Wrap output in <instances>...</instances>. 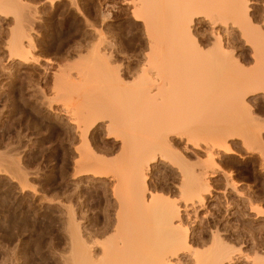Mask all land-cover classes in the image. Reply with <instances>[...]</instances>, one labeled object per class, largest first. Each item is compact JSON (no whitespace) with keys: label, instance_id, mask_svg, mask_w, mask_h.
<instances>
[{"label":"bare ground","instance_id":"6f19581e","mask_svg":"<svg viewBox=\"0 0 264 264\" xmlns=\"http://www.w3.org/2000/svg\"><path fill=\"white\" fill-rule=\"evenodd\" d=\"M25 1L27 0H0V16L7 17L12 14L20 22L23 20L20 12L25 6ZM48 1L54 3L57 0H46ZM71 1L76 3V0ZM130 2L133 5L138 3L139 8L137 6L135 8L138 12H145L136 17L143 18L151 39V51L149 50L150 54L147 55L150 57L147 62L151 67L143 68L146 73L143 70V75L140 74L142 75L140 78L130 83L119 68L113 67L111 70L109 68L110 73L106 74L102 83L105 95L96 99L92 98L93 94L89 89H84L85 86L81 82L71 80L69 72L66 73L68 76L65 71L59 72L53 79L55 88L52 90L55 89L60 94L57 97L71 98L73 101L71 108L74 109H71V112L68 110L71 115L69 114V117L67 115L66 119L70 118V124L75 125L79 133L76 134L85 143L82 146L91 148L88 141L90 130L97 129L99 123L106 122L107 137L109 135L120 139L123 155L120 159L118 157L107 160L105 156H98L100 154L91 151L92 149L86 148L84 151L85 148L81 146L83 143L80 144L81 150H75L79 151V159L75 164L79 165L80 173L91 172L95 178L111 183L112 188H109L112 189V195L118 203V211L115 214V224L111 225L112 220L105 217L102 224L100 223L101 227L95 224L96 226L90 230L83 226L82 222L81 225L78 221L80 218L77 220L76 213H73L74 210L69 209V212L66 210L69 217L66 214L68 219L65 230L71 250L66 263L230 264L229 262L234 259L233 254L237 251L235 246L230 245L232 242L227 243L230 239L222 238V234H216L219 231H212L214 234L211 237L212 241L209 239L210 246L199 248L200 244L195 245L197 243L191 240L190 227L187 228L184 223L182 213L195 208L198 204L200 206L205 204L206 195L211 190L210 178L222 172L226 181L225 189L235 192L240 198L241 205L249 206L250 213L256 214L258 218L264 217V209L259 205L255 206L258 199L256 193L235 182L231 173H227L229 170L224 171L219 163L221 161L225 165L229 164L235 157L241 161L253 158L264 175V120H262L264 113L262 118H258L249 100L258 97L261 92L264 94V28L254 26L250 18L252 9L250 6L255 1ZM20 23L17 22L20 31L17 27L14 28L12 37L4 49L6 48L5 52L9 58L7 61H11L10 63L30 64L35 57L31 56L33 41L31 36L27 35L24 23H21L23 25L21 28ZM235 29H239V33L242 31L244 37H249L248 41L253 36L255 40L252 38L251 41L255 43L254 47L258 42L263 46L260 44H257L260 48L252 46L253 54L249 58L234 54L231 46L234 39L232 32H235ZM256 40L257 43L254 42ZM6 55L3 57H7ZM2 60L4 59L0 62ZM36 60L38 61V58ZM148 69L150 71H147ZM11 73L10 71V75ZM168 107H171L169 111ZM164 108L166 110L161 111ZM153 114H157L159 118L154 119L156 116ZM150 130L152 136L149 135ZM170 134L181 142L184 140L183 149H180L178 140H174L173 143L169 138ZM145 135L151 137L146 139L149 140L148 143L144 139ZM143 139L146 144L143 143ZM193 152L197 159L196 164H193L194 162L191 164L187 156L188 153L193 155ZM0 156H3L2 153ZM158 161L168 162L180 173L181 182L176 186V190L179 187L180 196L179 198L177 196L176 200L169 194L154 192L150 187L148 172L151 164ZM3 168L0 169L1 175L3 171L4 173L7 171ZM224 239L229 241L226 242ZM193 243L199 247H195ZM257 252L253 257H247L248 260L251 259L250 264H264V255Z\"/></svg>","mask_w":264,"mask_h":264},{"label":"rangeland","instance_id":"374dc122","mask_svg":"<svg viewBox=\"0 0 264 264\" xmlns=\"http://www.w3.org/2000/svg\"><path fill=\"white\" fill-rule=\"evenodd\" d=\"M129 1L131 0H76V3H73L71 0H57L50 3L46 0H27L24 4L26 7L23 6L25 9H22V12H25H20L21 18L23 17L20 22L25 26L12 14L7 17L0 16V58L4 59L0 62V155H3L0 156V169L5 165L3 169L7 170L6 174L3 170L2 175L0 172V264H67L71 250L66 231L67 215L69 217L66 210H74L77 220L80 218L78 221L90 230L95 224L101 227L105 217L112 220L111 225L116 222L118 203L112 195L111 183L95 178L91 172L80 173L79 165L75 164L79 159V151L75 150L85 143L77 135L79 133L75 125L70 124V118L66 119L67 115H71L68 110L71 112L73 101L71 98L57 97L59 92L52 88H55V74L65 71V74L69 72L71 80L79 81L85 86L84 89H89L93 94L92 98L96 99L105 95L102 83L106 74L110 73L109 68H119L127 82L131 83L143 75L144 67H151L147 62V59H150L147 55L151 51L150 35L143 18L136 17L145 12L139 9L138 12L135 9L138 3L133 5V1ZM254 1L250 6L251 22L254 26L264 28V0ZM15 21L20 23V28L21 25L27 28V35L29 34L33 41L31 56H35V59L32 60L38 58L37 63L32 61L30 64L18 65L7 61L9 58L4 47L12 37L14 28L19 26ZM17 30L20 31L19 28ZM241 33L239 29L232 32L234 39L232 38L231 48L234 54L249 58L253 54L254 37L251 34V43L248 41L249 37L246 38L247 36L244 37ZM257 44L263 46L259 42ZM4 54L7 57L4 58ZM40 65H44V69ZM13 66L18 67L20 71ZM10 71L12 75L14 72V77L10 75ZM249 100L254 106L256 116L262 118L263 92ZM170 108H167L168 111ZM157 111L155 112L158 113ZM142 119L144 120V117ZM99 124L97 129H91L89 132V149L97 155L100 154L98 156H105L107 160L122 158L120 139L109 135L107 137V123ZM151 134L150 130L149 135ZM148 137L145 135L144 139ZM169 138L173 143L178 140L171 134ZM144 139L143 143H148L149 140L145 142ZM178 142L180 149H183L184 140ZM83 148L84 151L88 149L86 145ZM202 154L201 152L200 155ZM193 155L187 154L190 163L196 164L194 152ZM167 163L158 161L151 164L148 181L154 192L169 194L176 200L180 196L179 187L177 191L176 186H179L181 177L178 170ZM219 163L224 171L229 170L226 172L231 173L235 182L256 193L258 201L256 200L255 206L259 205L264 209V175L261 174L255 159L247 158L241 161L235 157L229 164L225 165L221 161ZM223 176V173L219 172L210 178L211 190L210 195H206L205 204L196 205L197 210L190 208L189 211H183L182 217L187 228L190 227L191 240L197 243L195 245L200 244L199 247L193 243L195 247L208 248L206 245L210 246L209 239L211 240L214 234L212 231H219L216 234L230 239L224 240L229 241V244L232 242L230 245L235 246V251L237 248L233 254L234 259L229 263L233 264L234 261V264H250L251 259L248 260L247 257H253L257 251L264 255V217L258 218L256 214L250 213L249 206L241 205L239 196L232 190L225 189L226 181ZM201 239L208 242L205 244Z\"/></svg>","mask_w":264,"mask_h":264}]
</instances>
